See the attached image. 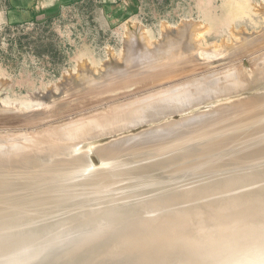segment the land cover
<instances>
[{
    "label": "rangeland",
    "instance_id": "1",
    "mask_svg": "<svg viewBox=\"0 0 264 264\" xmlns=\"http://www.w3.org/2000/svg\"><path fill=\"white\" fill-rule=\"evenodd\" d=\"M263 32L264 0H0V264H264Z\"/></svg>",
    "mask_w": 264,
    "mask_h": 264
},
{
    "label": "bare ground",
    "instance_id": "2",
    "mask_svg": "<svg viewBox=\"0 0 264 264\" xmlns=\"http://www.w3.org/2000/svg\"><path fill=\"white\" fill-rule=\"evenodd\" d=\"M189 26H190V25H189ZM183 27H184V26H183ZM186 27L189 28L188 26H186ZM195 27H197V26H195ZM192 28H193V27H192ZM131 29H132V28H131ZM184 29H185V28L181 29V31H183ZM189 29H191V28H189ZM189 29H188V31H189ZM191 30H192V29H191ZM191 30H190V31H191ZM193 30H194V29H193ZM181 31L179 32V30H178V32H177L176 34H179V33L182 34ZM186 31H187V30H186ZM190 31H189V32H190ZM132 32H133V31H132ZM141 32H142V31H141ZM192 32H193V31H192ZM183 33L185 34V30L183 31ZM186 33H187V32H186ZM263 33H264V32H263ZM181 34L178 35V36H179L178 38H180V35H181ZM193 34H194V33H193ZM141 35H142V34H141ZM182 35H183V34H182ZM185 35H186V34H185ZM190 35H192V34L190 33ZM190 35H189V36H190ZM246 35H247V34H246ZM131 36H133V35H131ZM139 36H140V35H139ZM175 36H176V35H175ZM175 36H174V38H175ZM249 36H250V35H249ZM249 36H248V38H247V40H246V42H245V43H247V44H245L244 46H248L247 48H249V46H250V47H252V49H253V47L256 46V45H254V44H255L254 42H253L254 44L251 43L252 40H253V38H252V40H250L251 42L248 41V39H249L250 37H253V36H250V37H249ZM140 37H141V36H140ZM176 37H177V36H176ZM182 37H184V36H182ZM187 37H188V35H187ZM190 37L192 38L193 36H190ZM242 37H243V36H242ZM244 37H245V39H246V36H244ZM142 38H143V37H142ZM174 38H173V39H174ZM191 38H188V39L191 40ZM254 38H255V37H254ZM129 39H131V38H129ZM171 39H172V38H171V36H170L169 40H171ZM198 39H199V38H198ZM243 39H244V38H243ZM243 39H242V40H243ZM141 40H142V39H141ZM167 40H168V37H167ZM175 40H176V39H174V42H175L176 44L173 42V40L171 41V43L168 42V43L170 44L171 48H172V49H169L170 52H171V53L174 52L173 55H175V53L177 52V51H176L177 49H176L175 51H173V52H172L171 50H173L174 48H177L178 45H179V42H180V44L183 45V44H184V40H186V39L182 38L181 40H183V42H181L180 39H177L178 44H177V41H175ZM254 40H256V38H255ZM254 40H253V41H254ZM129 41H130V40H129ZM133 41H134V40H133ZM191 41H192V40H191ZM247 41H248V42H247ZM186 42L188 43V45H189L190 43H192V42H189L188 40H187ZM223 42H224V41H223ZM130 43H131V41H130ZM143 43H144V42H143ZM172 43H174V44L176 45V47L173 48V46H175V45L173 44V46H172V45H171ZM239 43H240V42H239ZM249 43H251V45H250ZM192 44L195 45V41H194V43H192ZM196 44H197V42H196ZM240 44H241V43H240ZM243 44H244V43H243ZM243 44H241V45H243ZM252 44H253L254 46H253ZM182 45H181V46H182ZM188 45H187V46H188ZM233 45L236 46V44H233ZM168 46H169V45L167 44V47H168ZM181 46H180V47H181ZM184 46H186V44L183 45V48H184ZM158 47H159V46H158ZM193 47H194V46L191 45V48H193ZM183 48H179V49L184 50ZM187 48H189V47H187ZM191 48H190V49H191ZM196 48H197V47H196ZM226 48H227V46H226ZM226 48H225V49H226ZM232 48H233V47H232ZM236 48H237V46H236ZM164 49H166L165 46H164ZM179 49H178V53H179V51H180ZM185 49H186V48H185ZM190 49H189V51H191ZM186 50L188 51V49H186ZM186 50H184V51H186ZM203 50H204V49H203ZM203 50H202V51H203ZM205 50H207V49H205ZM221 50H222V49H221ZM254 50H255V48H254ZM161 51H164V50L161 49ZM166 51H167V50H166ZM187 51H186V52H187ZM189 51H188V52H189ZM250 51H251V49H250ZM255 51H256V50H255ZM155 52H156V51H155ZM167 52H169V51H167ZM170 52H169V53H170ZM182 52H183V51H182ZM182 52H181V53H182ZM186 52H185V54H184V52H183V54H184L185 56L188 55V54L186 55ZM193 52H194V53H193ZM193 52H190V55H191V53L195 54L197 51H194V50H193ZM219 52H220V51H219ZM238 52H239V51H238ZM248 52H249V51H248ZM165 53H166V52H165ZM181 53H179L178 56H179ZM197 53H198V52H197ZM167 54H168V53H167ZM176 54H177V53H176ZM231 54H233V53H231ZM239 54H241V53H239ZM256 54H257V53H256ZM260 54H261V53H260ZM161 55H162V53H161ZM164 55H166V54H164ZM171 55H172V54H171ZM198 55H199V53H198ZM227 55H228V54H227ZM237 55H238V54H237ZM242 55H243V54H242ZM262 55L264 56L263 51H262ZM158 56H159V55H158ZM166 56H167V55H166ZM175 56H176V55H175ZM180 56H181V55H180ZM180 56H179V57H180ZM225 56H226V55H225ZM231 56H232V55H231ZM231 56H230L229 58H231ZM240 56H241V55H240ZM255 56H256V55H255ZM255 56H254V57H255ZM161 57H162V56H161ZM182 57H183V56H182ZM187 57H188V56H187ZM190 57H192V56H190ZM190 57H189V58H190ZM198 57H199V56H198ZM235 57H236V56H235ZM256 57H258V59L260 60L261 55H260V57H259V52H258V54H257ZM172 58H173V57H172ZM189 58H188V59H189ZM194 58H195V57H194ZM199 58H200V57H199ZM221 58H222V57H221ZM236 58H237V57H236ZM236 58H235V59H236ZM238 58H239V57H238ZM176 59H177V56L175 57L174 60H176ZM181 59H182V58H181ZM183 59H184V61H185V57H184ZM190 59H191V58H190ZM235 59H234V60H235ZM256 59H257V58H256ZM258 59H257V60H258ZM262 59H264V57H262ZM178 60H179V58H178ZM204 60H205V59H204ZM176 61H177V60H176ZM184 61L182 60V62H184ZM189 61H190V60H189ZM193 61H194V60H193ZM201 61H202V60H201ZM262 61H263V60H262ZM262 61H260L261 64H260L259 62H258V63L255 62L254 67L256 68V66H258L259 64H260L261 66H263V65H262V63H263ZM171 62H174V61H171ZM205 62H206V61H205ZM253 62H254V61H253ZM168 63H169V62H168ZM177 63H178V61H177ZM186 63H187V62H186ZM186 63H185V64H186ZM200 63H201V62H200ZM200 63H199V64H200ZM227 63H228V62H227ZM256 64H258V65H256ZM263 64H264V63H263ZM165 65H166V64H165ZM171 65H172V64H171ZM177 65H178V64H177ZM260 65H259V66H260ZM112 66H113V65H112ZM175 66H176V65H175ZM182 66H183V64H182ZM182 66H180V67H182ZM187 66H188V65H187ZM191 66H192V65H191ZM196 66H197V65H196ZM199 66H203V65L201 64V65H199ZM109 67H110V66H109ZM113 67H114V66H113ZM160 67H161V66H160ZM185 67H186V66H185ZM192 67H193V66H192ZM194 67H195V65H194ZM231 67H233V66H231ZM158 68H159V67H158ZM182 68H183V67H182ZM186 68H187V67H186ZM190 68H191V67H190ZM190 68H189V69H190ZM197 68H198V66H197ZM249 68H250V66H249ZM263 68H264V67H263ZM263 68H262V69H263ZM151 69H152V68H151ZM155 69H156V68H155ZM159 69H160V68H159ZM192 69H193V68H192ZM202 69H204V68H202ZM235 69H236V70H233V69H230V70H233V71H236V72H237V68H235ZM256 69H257V68H256ZM180 70H181V68H180ZM200 70H201V69H200ZM247 70H248V67H247ZM254 70H255V69H254ZM148 71H149V70H148ZM159 71H160V70H159ZM201 71H202V70H201ZM220 71H221V70H220ZM238 71L242 72L241 70H238ZM252 71H253V70H252ZM252 71H249V72H252ZM259 71H260V67H259ZM261 71H262V70H261ZM261 71H260V72H261ZM156 72H157V71H156ZM231 72H232V71H231ZM243 72H244L247 76H249V75L246 73L247 71H246V72L243 71ZM256 72H258V70H256ZM256 72H254V74H255ZM263 72H264V71H263ZM263 72H262V73H263ZM109 73H110V72H109ZM193 73H194V72H193ZM222 73H223V72H222ZM233 73H235V72H232L231 75H230V73H228V74L230 75V77L233 75L230 79H233V78L236 79L235 77H236L237 75L234 77L235 74H233ZM252 73H253V72H252ZM262 73H261V74H262ZM85 74H86V73H85ZM100 74H101V73H100ZM140 74H141V73H140ZM196 74H197V73H196ZM198 74H199V73H198ZM215 74H216V73H215ZM245 74L242 73L243 76H244ZM257 74L259 75V72H258ZM103 75H104V74H103ZM221 75H222V74H221ZM229 75H226V76H229ZM250 75H252V74L250 73ZM258 75H257V76H258ZM84 76H85V75H84ZM109 76H110V75H109ZM114 76H115V75H113V77H114ZM217 76H218V75H217ZM239 76H240V75H239ZM243 76H240V78H239V80H242V84H241V83H239V84H241L242 86H243V84L246 82V81H245V82L243 83V80H246V79H247V78L245 79V77L241 79V77H243ZM247 76H246V77H247ZM259 76H260V75H259ZM82 77H83V76H82ZM111 77H112V76H111ZM218 77H219V76H218ZM222 77H224V76H222ZM249 77H250V76H249ZM252 77H253V76H252ZM263 77H264V75H263ZM99 78H100V77H99ZM103 78H105V77H103ZM106 78H107V77H106ZM150 78H151V76H150ZM179 78H180V77H179ZM256 78H257V77H256ZM258 78H260V80L262 79L261 77H258ZM219 79H220V78H219ZM221 79H222V78H221ZM234 79H233V80H234ZM251 79H254V78H251ZM129 80H130V79H129ZM147 80H148V79H147ZM150 80H151V79H150ZM150 80H149V81H150ZM156 80H157V79H156ZM179 80H180V79H179ZM184 80H185V79H184ZM186 80H187V79H186ZM206 80H207V79H206ZM215 80H216V79H215ZM215 80H213V81L215 82ZM227 80L229 81V79H227ZM248 80H250V79H248ZM248 80H247V82H248ZM255 80H256V79H255ZM83 81H85V80L83 79ZM102 81H103V79H102ZM106 81H107V80H106ZM106 81H105V82H106ZM108 81H109V80H108ZM152 81H153V80H152ZM211 81H212V80H211ZM234 81L237 82V79L234 80ZM262 81H263V80H262ZM214 82H213V83H212V82L209 83V84L212 83V84H211V85H212L211 87H213ZM231 82H232V80H231ZM231 82H230V83H231ZM240 82H241V81H240ZM84 83H85V82H84ZM129 83H130V82H129ZM136 83H137V82H136ZM149 83H150V82H149ZM152 83H153V82H152ZM206 83H207V82H206ZM215 83H216V82H215ZM227 83H228V82H227ZM233 83H234V82H233ZM233 83H232V84H233ZM249 83H250V82H249ZM260 83H261V82H260ZM100 84H101V83H100ZM145 84H148V83L146 82ZM199 84L201 85V86H199V87H202V84H203V83H202V84H201V83H198V85H199ZM209 84H208V85H209ZM216 84H218V83H216ZM216 84H215V87H214V88H216ZM255 84H256V83H255ZM258 84H259V83H258ZM74 85H75V84H74ZM195 85L197 86V84H195ZM227 85H228V84H227ZM235 85H236V83H235ZM237 85H238V83H237ZM237 85H236V86H237ZM246 85H248V83H247V84L245 83L244 86L246 87ZM256 85H257V84H256ZM262 85H263V83H262ZM69 86H70V85H69ZM76 86H77V85H76ZM142 86H144V85L142 84ZM182 86H183V85H182ZM206 86H207V84L204 83V86H203V87H205V90L207 89L206 91H208V89L210 88V87H209L210 85L207 86V87H206ZM219 86H220V85H219ZM224 86H225V85L220 86V88H221V87H224ZM228 86H229V85H228ZM228 86H227V87H228ZM230 86L232 87V85H230ZM250 86L252 87V86H255V85H253V84L251 85V84H250ZM257 86H258V85H257ZM257 86L255 87V89L257 88ZM259 86H260V85H259ZM259 86H258V87H259ZM73 87H74V86H73ZM73 87H72V88H73ZM140 87H141V86H140ZM152 87H153V86H152ZM199 87L197 86V88H199ZM231 87H230V88H231ZM240 87H241V86L239 85V88H240ZM247 87L249 88V85H248ZM247 87H246V88H247ZM262 87H264V86H262ZM122 88H123V87H122ZM155 88H156V87H155ZM181 88H182V87H181ZM224 88H225V87H224ZM233 88H234V87H233ZM233 88H232V90H233ZM241 88L244 89V87H241ZM248 88H247V89H248ZM252 88H253V87H252ZM210 89H211V88H210ZM210 89H209V92H211L213 88H212L211 90H210ZM217 89H219V88H216L215 90H217ZM234 89H236V87H235ZM242 89H241V90H242ZM247 89H245V90H247ZM257 89H258V88H257ZM261 89L264 90V88H260V90H261ZM174 90H175V89H174ZM174 90H173V91H174ZM201 90H202V88H201ZM225 90H226V88H225ZM248 90H249V89H248ZM251 90H253V89H251ZM66 91H67V90H66ZM85 91H87V90H85ZM85 91H84V92H85ZM142 91H143V89H142ZM173 91H172V92H173ZM190 91L192 92V90H190ZM220 91L223 92L222 89H220ZM227 91H230L229 88H228ZM253 91H254V90H253ZM84 92H83V93H84ZM93 92H94V91H93ZM107 92H108V91H107ZM160 92L163 93V91H160ZM160 92H157V95L160 96V97H161V96L163 97V95H161ZM164 92H165V91H164ZM167 92H168V91H167ZM172 92H171V95H172ZM183 92H184V91H183ZM202 92H204V91H202ZM209 92H206V93H208V95H209ZM217 92H218V91H216L215 94H216ZM86 93H87V92H86ZM140 93H141V92H140ZM159 93H160V94H159ZM176 93H177V92H176ZM176 93L174 92V94H173V97H174L173 100H174V101H175V99H177V95H178V97H179V96H181V97L185 96V97H184L185 100H186V98H189V99L191 100V97H188L187 94H185V95H184V94L179 95L180 92H178L177 94H176ZM187 93H189V92H187ZM198 93H199L200 95L202 94L201 92H198ZM211 93H212V92H211ZM71 94H72V93H71ZM99 94H100V93H99ZM163 94H164V93H163ZM175 94H176V98H175V96H174ZM192 94H193V93H192ZM203 94H204V93H203ZM82 95H83V94H82ZM91 95H92V94H91ZM97 95H98V94H97ZM97 95H96V96H97ZM182 95H183V96H182ZM186 95H187V96H186ZM193 95H194V94H193ZM196 95H197L196 97L199 96L198 94H196ZM208 95H207V96H208ZM64 96H65V95H64ZM70 96H71V95H70ZM73 96H74V95H73ZM164 96H165V95H164ZM168 96H169V95H168ZM168 96H166V97H168ZM189 96H190V95H189ZM202 96H203V95H202ZM207 96H206V97H207ZM209 96H210V95H209ZM219 96H220V95H219ZM219 96H218V97H219ZM166 97H165V98H166ZM181 97H180V99H178L177 102H178V103H181V102H182V104H183V101L181 100V99H182ZM192 97H193V96H192ZM257 97H258V96H257ZM64 98H65V97H64ZM84 98H85V96H84ZM153 98H155V97L153 96ZM156 98H157V97H156ZM156 98H155V100H156ZM168 98H169V97H168ZM184 98H183V100H184ZM202 98H203V97H202ZM242 98H243V97H242ZM247 98H248V97H247ZM92 99H93V98H92ZM142 99H144L145 102H146L148 98L145 99V98L143 97ZM163 99H164V97H163ZM198 99H200V97H198ZM254 99H255V98H254ZM67 100L69 101V99H67ZM85 100H86V99H85ZM129 100H130V99H128V101H129ZM140 100H141V99H140ZM148 100H149V99H148ZM153 100H154V99H153ZM165 100H166V102H167V105H170V106H171V103H172V102H171L170 104H168V100H167V98L164 99L163 101H165ZM180 100H181V102H179ZM185 100H184V101H185ZM201 100H202V99H200V101H201ZM248 100H249V99H248ZM256 100H257V99H256ZM258 100H259V99H258ZM262 100H264V99H262ZM68 101H67V102H68ZM141 101H142V100H141ZM141 101H140V102H141ZM156 101H157V100H156ZM156 101H155V102H156ZM159 101H160V103H161L162 100H161V99L158 100L157 103H158ZM237 101H238V100H237ZM245 101H246V100H245ZM252 101H253V100H252ZM65 102H66V101H65ZM83 102H84V101H83ZM126 102H127V101H126ZM137 102H139V101L137 100ZM140 102H139V105H140ZM145 102H144V103H145ZM155 102H154V103H155ZM166 102H165L164 104H166ZM197 102H199V101H197ZM234 102H235V101H234ZM242 102H243V101H242ZM256 102H257V101H256ZM84 103H85V102H84ZM84 103H83V104H84ZM147 103H148V101H147ZM189 103H191V101H190ZM199 103H200V102H199ZM199 103H198V105H199ZM202 103H203V102H202ZM232 103H233V102H232ZM257 103H259V102H257ZM261 103H263V102H261ZM261 103H260L259 105H261ZM83 104H82V105H83ZM128 104H130V101L127 103V106H126L127 109H126V111H128L129 108H130ZM136 104H137V103H136ZM142 104H143V103H142ZM148 104H149V103H148ZM148 104H147V105H148ZM158 104H159V103H158ZM158 104H156V106H157ZM162 104H163V102H162ZM162 104H159V105H158L161 109H162L163 106H166V105H163V106H162ZM200 104H201V103H200ZM221 104H222V103H221ZM253 104H254V103H253ZM122 105H123V104H121L120 109H119V110H120V111H119L120 113H121V112L124 113V111H123V109H122V108H123ZM124 105H125V104H124ZM130 105H131V104H130ZM143 105H144V104H143ZM147 105H145V106H147ZM160 105H161L162 107H161ZM183 105H184V104H183ZM190 105H191V104H190ZM190 105H189V106H190ZM195 105H196V104H195ZM98 106H99V105H98ZM137 106H138V104H137ZM140 106H141V105H140ZM192 106L194 107V105H191V107H192ZM196 106H197V105H196ZM247 106H248V105H247ZM262 106H264V103L262 104ZM262 106H261V107H262ZM64 107H65V106H64ZM121 107H122V108H121ZM131 107H133V106L131 105ZM143 107H144V106H143ZM173 107H175V106H173ZM176 107H177V106H176ZM176 107H175V108H176ZM222 107H223V105H222ZM259 107H260V106H259ZM261 107H260V109H261V110H264V108H261ZM70 108H71V107H69V109H70ZM136 108H137V107H136ZM136 108H135V109H136ZM160 108H159L158 111H161ZM165 108H166V107H165ZM165 108H164V109H165ZM169 108L171 109L172 107H169ZM169 108H168V109H169ZM182 108H183V107H182ZM218 108L221 109V107H218ZM218 108H217V110H218ZM121 109H122V110H121ZM124 109H125V108H124ZM140 109H141V111H140ZM144 109H145V107H144ZM164 109H163V110H164ZM176 109H180V107H177ZM24 110H25V109H24ZM58 110H59V109H58ZM70 110H71V109H70ZM131 110H133V109H130V111H131ZM136 110H138V109H136ZM136 110H135V111H136ZM211 110H212V109H211ZM254 110H255V109H254ZM258 110H259V109H258ZM22 111H23V110H22ZM135 111H133V113H134ZM138 111H139V112H143V111H142V107L139 108ZM165 111H166V110H164L163 112H165ZM183 111H184V110H183ZM252 111H253V110H252ZM24 112H25V111H24ZM87 112H88V111H87ZM117 112H118V111H117ZM163 112H162V114H164ZM180 112H181V111H180ZM205 112H207V110H206ZM208 112H209V111H208ZM210 112H211V111H210ZM210 112H209V113H210ZM212 112H215V114H216V116H217L216 110H215V111H212ZM46 113H47V112H46ZM70 113H71V112H70ZM79 113H80V112H79ZM129 113H131V112H129ZM129 113L127 112L128 115H129ZM133 113H132V114H133ZM143 113L146 114L147 112L144 111ZM165 113H166V112H165ZM196 113H197V111H196ZM203 113H204V112H203ZM76 114H77V113H76ZM115 114H116V113H115ZM117 114H119V113H117ZM124 114H126V112H125ZM139 114H140V113H139ZM139 114H137V115H139ZM141 114H142V113H141ZM210 114H212V113H210ZM213 114H214V113H213ZM220 114H222V110H221V112L219 113V116H220ZM223 114H226V113H223ZM61 115H62V114H61ZM74 115H75V114H74ZM122 115H123V114H122ZM128 115H126V116H128ZM143 115H144V114H143ZM192 115H194V114H192ZM203 115H204V114H203ZM206 115H207V113H206ZM206 115H205V116H206ZM208 115H209V114H208ZM258 115L260 116V115H262V114H259V112H258ZM263 115H264V113H263ZM134 116H135V115H134ZM140 116H142V115H140ZM213 116H214L215 119H213V117H212L211 115H210L208 118L211 117V119H210L211 121H213V120H215V121L217 120V121H218V119H216V116H215V115H213ZM221 116H222V115H221ZM221 116H220V117H221ZM223 116H224V115H223ZM235 116H236V115H235ZM248 116H249V115H248ZM69 117H70V116H69ZM73 117H74V116H73ZM128 117H129V116H128ZM138 117H139V116H138ZM146 117H147V116H146ZM196 117H197V114H196ZM220 117H219V119L222 118V117H221V118H220ZM240 117H241V116H240ZM34 118H35V117H34ZM133 118H134V117H133ZM133 118L131 117V119H133ZM135 118H136V116H135ZM140 118H141V117H140ZM260 118H261V117H260ZM5 119H6V118H5ZM30 119H31V118H30ZM129 119H130V118H129ZM129 119H126V120H124V121H126V123H127V122L129 121ZM136 119H137V118H136ZM159 119H160V118H159ZM175 119H176V118H175ZM127 120H128V121H127ZM139 120H140V119H139ZM139 120H137L136 122H135V120H134V121H133L134 123L131 122V120H130L128 123H129L130 125H131V123H132V125H133V124L139 122ZM142 120H143V117H142ZM142 120H141V121H142ZM226 120H227V119H226ZM252 120H253V119H252ZM257 120H258V119H257ZM7 121H8V120H7ZM144 121H145V120H144ZM167 121H168V123H171V122H169V120H167ZM167 121H165V123H166ZM170 121H171V120H170ZM182 121H183V119H182ZM200 121H201V120H200ZM200 121H199V123H198L199 125L202 124V123H200ZM205 121H207V119H205ZM244 121H245V119H244ZM54 122H55V121H54ZM95 122H96V121H95ZM98 122H99V121H97V123H98ZM100 122H101V121H100ZM100 122H99V123H100ZM147 122H148V121H147ZM191 122L193 123L194 121L191 120ZM241 122H242V121H241ZM253 122H254V121H253ZM103 123H104V121H103ZM106 123H107V122H106ZM106 123H105V124H106ZM187 123H188V125H189V121H188ZM194 123H195L194 125H197L196 122H194ZM203 123H206V122H203ZM211 123H212V122H211ZM225 123H226V122H225ZM180 124H181V123H180ZM180 124H179V125H180ZM183 124H185V123H183ZM232 124H233V123H232ZM242 124H246V123H242ZM247 124H249V123H247ZM44 125H45V124H44ZM94 125H95V123H94ZM107 125H108V127H110L111 123H110V125H109V124H107ZM113 125H114V124H113ZM154 125H155V124H154ZM179 125H178V126H179ZM194 125H193V124H192V125L190 124V126H188V129H192V128L196 127V126H194ZM199 125H198V126H199ZM203 125H204V124H203ZM205 125H206V124H205ZM207 125H208V124H207ZM216 125H217V124H216ZM233 125H234V124H233ZM99 126H100V125H99ZM103 126H104V125H103ZM105 126H106V125H105ZM161 126H162V124L160 125V127H161ZM163 126H164V125H163ZM200 126H202V125H200ZM226 126H227V125H226ZM257 126H258V124H257ZM106 127H107V126H106ZM108 127H107V128H108ZM111 127H112V126H111ZM175 127H176V126H175ZM181 127H184V126H181ZM181 127H180V128H181ZM185 127H187V124L185 125ZM220 127H221V126H220ZM223 127H224V126H223ZM223 127H222V128H223ZM101 128H102V127H101ZM205 128L207 129V127H205ZM211 128H212V127H211ZM214 128H215V126H214ZM224 128H225V127H224ZM229 128H230V127H229ZM97 129L99 130L100 128L97 127ZM97 129H96V130H97ZM103 129H104V128H103ZM155 129H158V128H155ZM161 129H162V128H161ZM197 129H198V128H197ZM203 129H204V128H203ZM246 129H247V128H246ZM100 130H101V129H100ZM104 130H107V129L105 128ZM150 130H151V129H150ZM159 130H160V129H159ZM159 130H158V131H159ZM208 130H209V129H208ZM26 131H27V130H26ZM93 131H95V130H93ZM108 131H109V130H108ZM164 131H165V130H163V132H164ZM171 131H172V130H171ZM213 131H214V130H213ZM109 132H110V131H109ZM147 132H148V131H147ZM156 132H157V131H156ZM160 132H161V130H160ZM165 132H166V131H165ZM189 132H191V131H189ZM234 132H235V131H234ZM154 133H155V132H154ZM198 133H199V132H198ZM205 133H206V132H205ZM145 134H146V133H145ZM145 134H144V137H142V138H144V139H145ZM158 134H160V133H158ZM170 135H171V134H170ZM196 135H197V133H196ZM203 135H204V134H203ZM207 135H208V134H207ZM243 135H244V134H243ZM159 136H160V135H159ZM212 136H213V135H212ZM137 137H138V136H137ZM146 137H148V136H146ZM150 137H151V136H150ZM163 137H164V135H163ZM242 137H243V136H242ZM135 138H136V137H135ZM209 138H210V137H209ZM239 138H240V137H239ZM64 139H67V138H64ZM64 139H63V140H64ZM72 139H73L72 142L75 143L74 139H76V138L73 137ZM131 139H132V138H131ZM146 139H147V138H146ZM151 139H152V138H151ZM157 139H158V138H157ZM169 139H170V138H169ZM188 139H189V138H188ZM197 139H198V138H197ZM215 139H216V138H215ZM129 140H130V139H129ZM133 140H134V139H133ZM152 140H153V139H152ZM160 140H161V137H160ZM160 140H159V141H160ZM189 140H190V139H189ZM206 140H208V139H206ZM211 140H212V139H211ZM65 141H67V140H65ZM130 141H131V140H130ZM130 141H129V142H130ZM163 141H164V140H163ZM191 141H192V140H191ZM19 142H20V141H19ZM67 142H68V141H67ZM69 142L71 143V141H69ZM69 142H68V143H69ZM125 142H126V141H125ZM127 142H128V140H127ZM127 142H126V144H129V146H130V145H134V143L131 144V143H129V142L127 143ZM133 142H134V141H133ZM135 142H136V141H135ZM149 142H151V141H149ZM164 142H165V141H164ZM174 142H175V141H174ZM193 142H194V141H193ZM202 142H203V141H202ZM76 143H77V142H76ZM118 143H119V142H118ZM118 143L116 142V144H118ZM161 143H162V142H161ZM71 144H72V143H71ZM77 144H78V143H77ZM77 144H73V145H77ZM101 144H102V143H101ZM113 144H115V143H113ZM116 144H115V145H116ZM124 144H125V143H124ZM142 144H143V143H142ZM158 144H159V143H158ZM168 144H169V143H168ZM214 144H215V143H214ZM16 145H18V144H16ZM16 145H15V147H16ZM73 145H72V146H73ZM185 145H186V144H185ZM193 145H194V144H193ZM193 145H192V147H193ZM113 146H114V145H113ZM116 146H117V145H116ZM126 146H128V145H126ZM136 146H138V145H136ZM136 146H134V148H135ZM143 146H144V145H143ZM148 146H149V145H148ZM151 146H152V145L150 144V148H151ZM166 146H167V145H166ZM166 146H165V147H166ZM181 146H182V145H181ZM218 146H219V145H218ZM12 147H14V146H12ZM17 147H19V146H17ZM146 147H147V146H146ZM146 147L143 148V149L145 150ZM153 147H155V146H153ZM153 147H152V148H153ZM156 147H158V146H156ZM156 147H155V148H156ZM203 147H204V146H203ZM205 147H206V145H205ZM219 147H221V146H219ZM255 147H256V146H255ZM69 148H70V147H69ZM95 148H96V147H94V149H95ZM104 148H105V147H104ZM123 148H124V147H123ZM136 148H137V147H136ZM141 148H142V147L140 146V149H141ZM159 148H160V147H159ZM162 148H163V147H162ZM173 148H174V147H173ZM94 149H93V150H94ZM108 149H111V148H107V150H108ZM121 149H122V148H121ZM127 149H128V148H127ZM143 149H142V151H143ZM160 149H161V148H160ZM213 149H214V148H213ZM249 149H250V148H249ZM4 150L6 151V149H4ZM4 150H3V151H4ZM7 150H8V149H7ZM107 150H106V148L104 149V151H107ZM179 150H180V149H179ZM206 150H207V149H206ZM209 150H210V149H209ZM259 150H262V149H261V148H258V149L255 150V151L258 152ZM5 151H4V152H5ZM30 151L32 152V150H30ZM86 151H87V150H86ZM109 151H110V150H109ZM128 151H129V150H128ZM132 151H133V150H132ZM135 151H138V149L135 150ZM139 151H141V150H139ZM175 151H176V150H175ZM190 151H191V150H189V152H190ZM65 152H67V150H66ZM82 152L84 153V150H83ZM133 152H134V151H133ZM133 152H129V153H131V154L133 155ZM173 152H174V151H173ZM208 152H209V151H208ZM2 153H3V152H2ZM46 153H47V152H46ZM51 153H52V152H51ZM72 153H73V152H72ZM78 153H80L81 155H83L81 152H78ZM78 153L76 152L75 154L77 155ZM94 153H95V152H94ZM102 153H104L103 155H105V156H107V154L109 155L108 152H106L107 154H105V152L102 151ZM196 153H197V152H196ZM196 153H195V154H196ZM33 154H35V153L33 152ZM47 154H48V153H47ZM47 154H46V155H47ZM53 154L56 156V157H54V158L57 159L58 156L55 154V152H53ZM53 154H52V156H54ZM57 154H59V153H57ZM80 154H78V156H77L76 158H78V157L80 156ZM84 154L86 155V153H84ZM131 154H130V155H131ZM135 154H136V153L134 152V155H135ZM191 154H192V153H191ZM48 155H49V154H48ZM50 155H51V154H50ZM103 155H102V156H103ZM128 155H129V154H128ZM130 155H129V156H130ZM152 155H153V154H152ZM152 155H151V156H152ZM172 155H173V154H172ZM37 156H38V154H37ZM65 156H66V155H65ZM69 156H71V155H70V152H69ZM72 156H73V155H72ZM72 156H71V157H72ZM83 156H84V155H83ZM83 156H82V157H83ZM105 156H104V157H105ZM43 157H44V156H43ZM59 157H61V156H59ZM67 157H68V156H67ZM74 157H75V155H74ZM80 157H81V156H80ZM82 157H81V158H82ZM97 157H98V156H97ZM104 157H103V159H105ZM133 157H134V156H133ZM135 157H137V159H139V158H138V155L135 156ZM135 157H134V158H135ZM167 157H168V156H167ZM12 158H13V157H12ZM32 158H33V157H32ZM37 158H39V157H37ZM68 158H69V160H70V157H68ZM68 158H66V159H68ZM72 158H73V157H72ZM106 158H109V157H106ZM110 158H111V157H110ZM169 158H170V156H169ZM188 158H189V157H188ZM7 159H8V158H7ZM58 159H59V158H58ZM61 159H62V158H61ZM73 159H75V158H73ZM82 159H84V158H82ZM101 159H102V157H101ZM103 159H102V160H103ZM137 159H136V160H137ZM10 160H11V159H10ZM62 160H63V159H62ZM76 160H77V159H75L74 161H76ZM108 160H109V159H108ZM36 161H37V160H36ZM52 161H53V160H52ZM55 161H56V160H55ZM55 161H54V162H55ZM58 161H59V160H58ZM70 161H72V160H70ZM80 161H81V159H80ZM82 161H83V160H82ZM84 161H85V160H84ZM84 161H83V162H84ZM131 161H132V160H131ZM133 161H134V160H133ZM154 161H156V160H154ZM29 162H30V160H29ZM32 162H33V161H32ZM43 162H44V161H43ZM61 162H62V161H61ZM61 162H60V164H62ZM66 162H69V161L66 160ZM77 162H78V161H77ZM83 162H82V163H83ZM124 162H125V161H124ZM20 163H21V160H20L19 164H20ZM26 163H28V160H27ZM30 163H31V162H30ZM34 163H35V162H34ZM40 163H41V162H40ZM52 163H53V162H52ZM71 163H72V162H71ZM73 163H74V162H73ZM5 164H6V163H5ZM23 164H24V163H22V165H23ZM37 164H39V162H38ZM37 164H36V165H37ZM42 164H43V163H42ZM56 164H57V163H56ZM56 164H55V165H56ZM63 164H66V163L63 162ZM150 164H151V163H150ZM186 164H187V163H186ZM26 165H27V164H26ZM29 165H30V164L28 163V167H29ZM36 165H35V168H37ZM43 165H44V164H43ZM45 165H47V164H45ZM49 165H50V164H49ZM53 165H54V164H53ZM68 165H69V164H68ZM70 165H71V167H69V168H72V165H73V164H70ZM104 165H105V164H104ZM152 165H153V164H152ZM159 165H160V164H159ZM159 165H158V166H159ZM4 166H5V165H4ZM20 166H21V165H20ZM41 166H42V165H41ZM41 166H40V167H41ZM171 166H172V165H171ZM1 167H2V166H1ZM23 167H24V166H23ZM25 167H26V166H25ZM28 167H27V168H28ZM38 167H39V166H38ZM46 167H47V166H46ZM54 167H56V166H54ZM64 167H67V168H68V166H64V165H63V169H65ZM74 167H75V165H74ZM81 167H84V166H81ZM102 167H103V166H102ZM137 167H138V166H137ZM137 167H136V168H137ZM150 167H151V166H150ZM30 168H32V166H30ZM35 168H34V169H35ZM41 168H43V167H41ZM61 168H62V167H61ZM76 168L80 170L79 166L76 167ZM130 168H131V167H130ZM136 168H135V169H136ZM23 169H24V168H23ZM28 169H29V168H28ZM34 169H31V171H34L35 173L39 171V168L36 169V170H38V171H36V170H34ZM44 169H45V167H44ZM44 169H41V170H44ZM72 169H74V168H72ZM72 169H71V171H67V170L65 169V170H66V173L69 172L71 175H73V174H72V173H73V172H72ZM128 169H129V168H128ZM135 169H134V171H135ZM138 169H139V168H138ZM140 169H141V168H140ZM3 170H4V168H3ZM6 170H7V169H6ZM74 170H76V169H74ZM158 170H159V169H158ZM14 171H16V170H14ZM14 171H12V172L15 173ZM19 171H20V170H19ZM26 171H30V170H27V169H26ZM26 171H25V170H24V171L22 170V173H23V172H24V173H23V174L20 173V172H19V173H20L21 175H27L28 173L25 174ZM31 171H30L29 173H31ZM44 171H45V170H44ZM44 171H41V172L45 173ZM60 171H61V170H60ZM99 171H101V170H99ZM99 171H98V172H99ZM126 171H128V170H126ZM8 172H10V171L8 170ZM34 172H33V174L35 175ZM41 172H40V174H42ZM48 172H49V171H48ZM50 172H51V171H50ZM54 172H55V171H54ZM98 172H97V173H98ZM102 172H104V171H102ZM102 172H101V173L99 172V173H100V176H101ZM4 173H6V172H4ZM10 173H11V172H10ZM56 173H57V174H58V173L61 174V173H65V171H64V172H56ZM97 173H96V175H97ZM99 173H98V174H99ZM135 173H136V172H135ZM2 174H3V173H1L0 175L2 176ZM11 174H12V173H11ZM16 174H18V172H17ZM20 174H19V175H20ZM33 174H31V175H33ZM38 174H39V173H37L36 175H38ZM40 174H39V175H40ZM45 174H46V173H45ZM45 174H44V176L46 177ZM50 174H51V173H50ZM50 174H49V176H50ZM54 174H55V173H52V176H53ZM59 174H58V175H59ZM74 174H75V173H74ZM106 174H107V173H106ZM13 175H14V174H13ZM13 175H12V177H13ZM19 175H18V176H19ZM21 175H20V176H21ZM36 175H35V176H36ZM42 175H43V174H42ZM42 175H41V176H42ZM58 175L55 174L56 177H58ZM66 175H68V174H66ZM104 175H105V174H103L102 176H104ZM120 175H121V174H120ZM129 175H130V174H129ZM1 176H0V178H1ZM4 176H5V175H4ZM8 176H9V175H8ZM18 176H17V178H18ZM20 176H19V178H23V177L25 178V176H23V177H20ZM63 176H64V174H63ZM94 176H95V174H94ZM98 176H99V175H98ZM110 176H111V175H110ZM122 176H123V175H122ZM2 177H3V176H2ZM12 177H11V175H10V177H8V180L10 181L11 179H9V178H12ZM14 177H15V178H14ZM14 177H13V179H15V181H17V178H16L15 175H14ZM74 177H75V176H74ZM87 177H88V176H86V178H87ZM106 177H108V176H106ZM3 178H4V177H3ZM3 178H1V180H3ZM31 178H32V177H30V179H29V176H28V177L26 178V179H28V180L25 181V182L28 183L29 180H31ZM63 178H64V177H63ZM66 178H67L68 180H67ZM66 178H65L64 180H67V182H68L69 180L72 181V182L74 181V180H71V179L73 178V176H72L71 178H70V177H69V178L66 177ZM75 178H76V177H75ZM86 178H84V179L86 180ZM92 178H93V177H92ZM109 178H110V177H109ZM120 178H121V177H120ZM5 179H6V178H5ZM42 179L44 180V179H46V178H43V176H42V178H40V179H39V177H38L37 180H42ZM53 179H54V177H53ZM80 179H81V178H80ZM1 180H0V181H1ZM6 180H7V179H6ZM8 180H7V181H8ZM23 180H24V179H20L19 181L22 182ZM37 180H36L35 182H37ZM43 180H42V181H38L37 183H35V182H34V178H33V181H30V182H34V183L36 184V186H35V184L32 185V186H30L29 191H32V190H34L35 188H42L43 185L41 186L40 182H42V183L44 184ZM48 180H49V179H48ZM93 180H94V179H93ZM55 181H56V180H53V181L51 180V182L57 183V182H55ZM62 181H63V180H62ZM70 181H69V182H70ZM78 181H79V180H78ZM83 181H84V180H83ZM83 181H81V182H83ZM86 181H87V180H86ZM88 181H89V180H88ZM88 181H87V182H88ZM21 182H18V181H17V184L20 183V184H18V185H19V187L22 188V187H24L26 184H25V182H24V183H21ZM45 182H46V181H45ZM49 182H50V181H49ZM60 182H61V180H60ZM64 182H65V181H64ZM67 182L64 183V184H67ZM74 182H75V181H74ZM74 182H73V183H74ZM84 182H85V181H84ZM84 182H83V183H84ZM87 182H86V184H89V183H87ZM93 182H94V181H93ZM3 183H4V181H3ZM9 183H11V184L13 183V184H14V187H12L13 184L11 185L12 188H16V189H14V191L17 190V188H19L18 185L15 187L16 182L14 183V181H10V182H8L7 184H9ZM70 183H71V182H70ZM75 183L77 184V180H76ZM78 183H80V182H78ZM90 183H91V182H90ZM21 184H25V185H22V186H21ZM30 184H31V183H30ZM37 184H39V185H37ZM2 185H4V184H2ZM46 185L48 186V184H46ZM46 185H44V186H46ZM49 185H51V184H49ZM53 185H54V184H53ZM55 185H56V184H55ZM55 185H54V186H55ZM60 185H61V183H60ZM68 185H69V184H68ZM91 185H92V184H91ZM6 186H7V185H6ZM26 186H27V185H26ZM38 186H39V187H38ZM51 186H52V185H51ZM70 186H71V185H70ZM88 186H90V185H88ZM28 187H29V186H28ZM28 187L26 188L27 190H28ZM49 187H50V186H49ZM2 188H3V186H2ZM2 188H1V189H2ZM4 188H5V187H4ZM32 188H34V189H32ZM7 189H8V188H7ZM7 189L5 188V191H6ZM19 189H20V188H19ZM19 189H18V191H19ZM23 189H25V188H22V191H24V192L27 191V190H23ZM30 189H32V190H30ZM45 189H46V188H44V191H45ZM48 189H49V188H48ZM36 190H38V189H36ZM42 190H43V189H42ZM2 191H3V190H2ZM8 191H9V190H7V193H8ZM12 191H13V190H11V192H12ZM11 192H10V193H11ZM15 192H17V191H15ZM24 192H22V194H23ZM38 192H40V191H38ZM42 192H43V191H42ZM42 192H40V193L42 194ZM46 192H48V191H46ZM3 193H4V192H3ZM3 193L0 192V196H1V194H3ZM7 193H6V194H7ZM18 193H19V192H18ZM26 193H29V192H26ZM30 193H31V192H30ZM40 193H38V195H39ZM4 194H5V193H4ZM13 194H16V193H12V194H9V193H8L7 195L10 196V195H13ZM32 194H34L33 191H32ZM55 194H56V193H55ZM7 195H6V196H7ZM20 195H21V193H19V196H20ZM24 195H26V196L28 197L29 194H24ZM24 195L22 196V198L25 197ZM30 195H31V194H30ZM36 195H37V194H36ZM45 195H46V194H45ZM14 196H15V195H14ZM14 196H13V197H14ZM19 196H18V197H19ZM48 196H50V195L48 194V195H47V198H49ZM2 197H3V196H2ZM13 197H12V198H13ZM15 197H16V196H15ZM15 197H14V198H15ZM18 197H17V198H18ZM32 197H33V196L31 195L30 198L32 199ZM40 197H41V195H40ZM43 197H45V196L43 195ZM3 198H5V197H3ZM3 198H2V201H1V199H0V201H1L2 203H5L6 201L8 202V200H6V198H5L6 201L3 202ZM10 198H11V197H10ZM19 198L21 199V197H19ZM28 198H29V197H28ZM30 198H29V199H30ZM33 198H34V197H33ZM35 198H36V197H35ZM37 198H38V196H37ZM45 198H46V197H45ZM23 199H24V198H23ZM25 199H26V198H25ZM31 199H30V200H31ZM10 200H12V199H10ZM15 200H16V199H15ZM26 200H28V199H26ZM26 200H24V201L27 202ZM19 201H20V200H19ZM21 201H22V200H21ZM24 201H22V202H24ZM1 202H0V203H1ZM28 203H29V202H28ZM30 203H31V202H30ZM30 203H29V204H30ZM4 205L6 206V204H4ZM2 206H3V205H2ZM1 208H3V207H1ZM5 208H6V207H5ZM8 208H9V207H8ZM2 226H3V228H1L2 230H3V229H8V225H7V224H3ZM4 231H7V230H3V232H4ZM11 232H12V231H11ZM11 232H10V234H11ZM8 235H9V234H8ZM12 235H13V234H12ZM15 235H16V234H15ZM9 237H10V236H9ZM13 237H14V236H13ZM15 237H18V236H15ZM20 238H21V237H20ZM20 238H19V240L22 241V238H21V239H20ZM10 239H11V238H10ZM16 239H17V238H16ZM8 240H9V239H8ZM19 240H15V242H16V241H19ZM27 240H28V239H27ZM8 243H9V242H8ZM235 264H245V263H243V262H238V263H235Z\"/></svg>",
    "mask_w": 264,
    "mask_h": 264
}]
</instances>
